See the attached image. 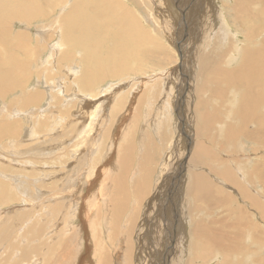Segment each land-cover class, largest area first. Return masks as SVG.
Returning <instances> with one entry per match:
<instances>
[{
  "label": "rangeland",
  "instance_id": "1",
  "mask_svg": "<svg viewBox=\"0 0 264 264\" xmlns=\"http://www.w3.org/2000/svg\"><path fill=\"white\" fill-rule=\"evenodd\" d=\"M20 1L29 2L27 6L24 7L30 9L28 14H26V9L24 8L19 9L21 12H25L24 14L16 12L15 6L17 4H14V0H0V29L3 25L6 26V32H1L0 34L3 35L4 39L14 36L21 40L29 38L31 48H39L38 50L42 59L39 58V62L35 64L36 60H38V56L34 55L31 57L27 51L15 49L14 52L9 55L1 45L0 50L5 51V54H8L11 58L16 57V61H18V59H30L32 61L30 63V65H32L31 75L28 76V73L26 74L28 78H23L24 88L22 89H29L28 91L32 93L38 91L39 93L41 92L42 95L40 97L41 100H36L31 105L23 104L22 99L15 93L16 91L7 93V96L0 98V115L4 116L9 123L14 121L19 124V130L16 127L17 124L11 129L14 135L13 138L11 137L12 140L4 141L0 138V169L3 168L2 170H4V167L9 168L10 170L7 171V175L15 174V176H17L18 174L16 173H19L22 177L26 173H34V178L31 177V182L33 179L40 180L39 178H42L45 182H50L55 179H60L61 176H63L64 180H61V182L63 181L61 185L63 186L64 182L65 185L63 187H53L52 190L41 189L42 191L39 192L45 195H51L50 193L54 191L57 192V196L53 195V199H51L50 202L42 199L41 205H39L40 203L38 202L39 198L35 195L37 193L36 189H34V191L30 190V193H33V196H30V198H33L32 202H35L33 208L31 201H28V203L31 204L27 205L28 203L26 201H22V196L19 198L18 192L13 189L12 186H8L13 197L8 199L6 203L0 204V227L1 225L10 226L11 232L13 231L12 246H14V250L10 249L8 252L3 253V246H6V243H0V263L5 261L3 264H14L15 262L17 264H47L51 260H57L54 263L57 264L62 262V257L64 256L63 259L66 258V262L69 261L67 264H77L78 258L84 254L83 257L86 256L84 257L85 261L83 264H103L102 258L104 255H110V257H108L110 263L108 261L107 264H125V255L128 253L129 261L127 264H167V262L169 264H185L187 259L188 264H224L221 256L217 255L214 251L213 245L220 246L223 241L222 232L231 231L232 228H230L228 224L222 223V228L220 222H222V220L224 222L226 218L233 217L227 206L235 208L237 203H239L238 205L242 210H246L247 213L251 215V219L258 227L257 232H264V223L261 222L262 219L258 216L257 211H255L253 207L246 205V200L243 199V201L239 195L238 197L241 200L234 196L237 190L233 184L227 183L229 186H221L219 182L214 183L215 181H213V179L211 180L209 175L212 170L205 171L207 170L206 168H209L207 166H201L202 168L196 166L191 168V170L192 172L196 171L198 173H203L206 178L208 174L209 177L207 180L213 181L212 183L209 182V184L213 185L214 195L223 197L225 194L224 196L227 197V203L229 205L226 203L225 206L222 205L223 207L219 208L218 206L214 207V204H206L208 206L206 207L204 204H200L198 201L192 200L185 195L190 192H193L195 196L197 194V190L193 189V185L189 183L187 178V175L190 174V171H187V163L189 162V160H187L189 155L186 153L188 148L187 143H192L193 140H195V142L192 143L193 145L195 143L204 144L201 140L202 136L198 134L193 138L190 136L192 135L190 133H193L194 130V128H190L194 127L190 120L192 119L191 115L193 112L190 111L191 107L188 106L191 105V103L187 102L191 101L192 96L195 97V94L200 93L202 90V85L200 83V74L202 70H206V75L210 74L211 70V66L203 59L201 48L197 45V47L193 49V45L196 43H193L196 41V36L195 38L192 37L191 33H197L196 31L199 30L195 18L205 19V23L207 22V24L212 25L215 27L214 29L217 27L222 30L229 29V31L235 32L237 35V40H235V42L238 44L235 46L234 50L227 55L229 60L226 61V64L224 63L226 68L234 66V64L238 62L235 57L244 38L242 36L243 34H241V30L236 27V29H234L233 26L229 25L231 28H224L226 22L229 24V20L224 16V13H226L224 11H228V6H232L230 3L231 0H218L219 2L216 0V5L214 6L213 4V7L217 8L218 13L215 16H219V18L208 14V9L203 6L200 10L204 12L203 14H199L200 11L198 14H192L189 6L192 5V0H120L122 4L130 10V17L128 19L124 18V24L131 29L140 27L149 39L142 42L139 38L140 42L137 45H129L128 49L132 50L136 48L140 50L142 46H146L151 48L152 52L156 53L157 57L154 59L155 55L148 54V56L144 58L142 56L141 60L137 61V63L132 62L133 60H129L127 77L124 75V79L126 80H120L121 77L117 76L107 78L103 81L97 97L102 99L104 95L108 94L109 100H104L103 103L101 102L103 107L98 108L100 115L96 111L93 116H89L90 110L96 105L88 104L84 101V98H91V96H87L89 91L85 93L77 92L72 87V84L70 90L68 89L71 81L76 78V75H79L81 67L79 55L76 54L73 62L69 66L62 65L58 60L63 53L66 55V44L69 47L68 53L74 54L75 41L67 43V41L64 42L62 40V33L65 32V30L60 24L62 22L61 18L69 13L70 8L77 0H53L57 7L45 9V11L40 10L41 7L46 8L41 0ZM258 1L259 0L254 2L252 5L254 7L251 6L249 20L247 19L248 17H241L237 25H246L243 27V29H246L251 23H256V26L262 24L264 21L262 19V14L258 13L260 8L255 5L260 3V1ZM203 4L205 5L204 2ZM48 10H50V12ZM110 13L111 10L109 13L105 14V17L107 18ZM98 14L99 13L94 12L92 16ZM222 16L225 17V22ZM185 17L189 22V36L187 38H181L182 29H184L185 35ZM121 18L120 15L108 17L111 24L116 29L122 24ZM260 18L261 21L258 20ZM216 21H218L219 27L216 25ZM209 31H213V29ZM89 35L93 39H96L97 30L92 29ZM262 36H264V31H262ZM53 51L60 52V54L55 55ZM29 52L35 54L33 53L34 49ZM51 52L54 57L47 56ZM180 53L184 58H181ZM105 55L106 52H99V56L102 58L105 57ZM7 75L11 78L9 73ZM183 75L187 77L189 75L190 80V75H192L195 80L192 84L190 83L189 95H186L188 85ZM128 78L130 79L128 80ZM135 79H138V86H136L137 82ZM140 81H143V83L140 84ZM37 82L38 85H35ZM48 84H50V87ZM225 84L226 83L222 82L221 86L224 87ZM191 86H193L192 91ZM230 88L232 89V87ZM261 88L264 89V77H262V84L259 89ZM119 90H121V94H123V102L127 101L129 103L126 102V106H123V109L118 113L114 111V120H112V116V121L108 126L110 121H106V115L109 114V109L113 105L115 95H117ZM226 91L228 99L232 100L230 97L233 96L235 90ZM64 102H66V104L69 103V105L64 104ZM221 103L229 108L233 107V105L231 104L232 106H230L228 102ZM50 104L53 106L50 107L52 111L50 110L49 114H46L45 110L48 109L47 107H49ZM62 104L66 107L62 106ZM220 106L219 103L218 107ZM58 108L64 112L57 110ZM58 112L63 113V116L61 114L59 117L58 114H56ZM38 113H40L41 119L44 120L45 123L47 122L50 128L49 130L43 131L41 127L38 129L39 123H36V119H40ZM109 116L111 115L109 114ZM55 121L58 122V124H54ZM60 121L61 123H59ZM234 121L236 122V120ZM2 122L4 123L6 120ZM216 124H214V126ZM102 125L103 129H105V126L109 127L108 138L95 144L89 138L101 134L102 131L99 129ZM3 126L6 127L7 125ZM84 127H88V131L90 129L88 133L90 136L85 139L86 141L84 138L87 135L82 139L79 137L81 142L77 145L76 151H69V153L68 149H66L69 145V141L74 139V137L77 138L76 133L78 134ZM70 129L74 130V136H68V134H70L68 130ZM183 130L186 133H184ZM195 133L196 131L193 135H196ZM38 135H41V137L39 138ZM0 136L4 137L3 132ZM217 138L218 140L215 143H208L207 145L218 161L229 164V166H233L236 162L240 161V164L243 166L242 168H248L250 170L251 165L248 166V163L251 158L253 160L260 156L264 157V148L260 147V143L258 142L251 141V147L256 148V150L251 149L250 152H247L244 148L248 146L247 143L249 144V141H247L245 137H239L234 144L228 142L229 144H227V146L219 136H217ZM99 146L101 147V151L98 150ZM35 148H37V151L33 150L35 153L31 152L32 149ZM237 148L238 150H236ZM30 149V153L33 154L30 155L28 152L31 161L35 162L37 160V164L38 161H47L45 166L39 167V171L36 170L35 164H25V159H27L26 156L28 154L27 151ZM84 149L91 152L93 155H95L97 151V157H99V160L102 159L100 165L108 163L107 168H105L106 174H104L103 177L109 175L110 180L108 186L102 188L104 190L103 192L101 188H89L88 180L86 181L82 174L76 173L84 162H86L84 158L85 155H80L84 152ZM40 152L44 156L48 155V157H42V159L38 160ZM49 155L51 156L49 157ZM68 156L70 159H67ZM108 158H110L109 161ZM126 158H128V164L125 165V167L122 166L121 162ZM64 159H66V161L61 162ZM224 159L225 161H223ZM261 159L264 161L262 157ZM75 160L77 161L76 168H74L76 163ZM246 160H248V162ZM245 164L246 166H244ZM126 168L127 171L125 172L124 169ZM73 169H75V172H72ZM94 169H92L93 173ZM2 170L0 171V176H6L4 175L5 173H2ZM90 173H92L91 169L89 174ZM120 173L122 174L120 175ZM133 173H135V175ZM214 173L215 172L211 173L213 177L218 176V174L215 173V175ZM117 174H119L120 177H117L119 176ZM90 175H88L89 179H91ZM21 176L15 177L14 179L19 181ZM121 176L124 177L122 180V191L118 192L121 199H117V202L121 203L120 211L118 212L117 208L112 209V205L109 201L104 202L99 200L96 205L97 208L95 207L94 209L95 212L93 211V213H91L90 209H88L84 213V216H86L84 219L87 222L84 223L83 226L82 219L78 215L82 212V204L85 209L89 207L90 203H88V201L93 195L91 190L92 192L96 189L98 190V194L96 195L97 201L102 195L105 196V193L107 195L113 191L115 187L113 183L118 180L120 181ZM79 177L83 180H78ZM111 178L115 179L112 180ZM1 181L6 183L8 179L3 180L0 178V182ZM75 182L79 184L74 185ZM247 185L246 187L252 191L257 189V192H264V186L262 189L261 184L258 182L255 183L254 181L251 184L247 183ZM230 186L232 188H230ZM228 190H230V192ZM256 191L254 192L257 193ZM138 192L141 194L139 195ZM71 193L73 194L71 195ZM261 194L264 196V193ZM230 195L231 197L229 198ZM15 198L18 199L15 200ZM61 198L63 199L61 200ZM53 200L56 202H53ZM192 202L194 203L191 205ZM53 205H56L57 208L51 212L52 215L48 214V216L45 214L47 212L45 209ZM106 205L107 208L105 207ZM187 207H190V210L187 211ZM111 211L113 214L112 216ZM88 212L91 214V219H94L95 223L92 222L91 219L90 222ZM29 215L34 218H30ZM114 217L116 220H111ZM5 219H8L7 225L3 224ZM201 219L203 220L201 221ZM198 222H202L200 226H198ZM44 227L47 232L50 231L49 236H46V240L48 237L49 243L47 244L44 238L40 239L41 234L39 233L40 237H37L35 240L32 239L31 243L28 242L29 248L34 247L31 248V251L26 252L22 247L23 244H19L21 242V240L18 239L20 234L26 231L28 232L26 234L27 237L29 232L32 233L31 231L34 228L36 231L31 236L33 238L37 231L40 232V229L42 230L41 232H43ZM228 228L230 229L227 230ZM20 230L22 231L20 232ZM84 232H86V234H84ZM176 232H178L180 242L178 240L176 242ZM39 234L37 232V236H39ZM83 235L85 240L83 239ZM190 237L192 238L191 241L189 240ZM38 239L42 240V244L44 245H52L48 253L46 249H41L42 245L37 242ZM15 242H17V244ZM241 242L248 243L247 240H242ZM85 244L89 246V252L85 251ZM60 245H67L64 253H61L62 248H59ZM70 250L71 253L69 252ZM172 250L173 256L170 252ZM209 250L215 253L214 260L207 258V251ZM67 255H69V257H67ZM4 257H6V260H4ZM201 257H203L202 260ZM31 258L34 259L31 260ZM167 259L169 260L167 261Z\"/></svg>",
  "mask_w": 264,
  "mask_h": 264
},
{
  "label": "bare ground",
  "instance_id": "2",
  "mask_svg": "<svg viewBox=\"0 0 264 264\" xmlns=\"http://www.w3.org/2000/svg\"><path fill=\"white\" fill-rule=\"evenodd\" d=\"M41 1L46 6V8L45 7L40 8V10H42V11H45V9H52V8L57 7V5L54 3L53 0H41ZM226 1H228V0H226ZM255 1H257V0H231L230 3L232 4V6H230V7L228 6V11L227 10L224 11V12H226V13H224V16L229 20V24H227V22H226V24L223 23L224 28L230 27L229 25L233 26L234 29L237 28V29L241 30V34H243L242 36L244 38L242 40V43L240 42L241 46L239 47V50L237 51V54L235 57V59H237L238 62L236 64H234V66H232L231 68H229V67L226 68L225 64H226V61L229 60V58H227V55L230 52H232L234 50L235 46H237V44H238L235 42V40H237L236 33L229 31V29L222 30V29L217 28V27H216V29H214L215 27H213L210 24H207V22L205 23V19H202V18L196 19L195 18L197 25H198L197 28L199 30L196 31L197 33H194V34L191 33L192 37L195 38V36H196V41L193 42V43H195V42L196 43H195V45L192 44L193 49H195V47H197V45L201 48V50L203 52V59L206 63H208L211 66V72H210V74H208L206 76V74H207L206 70H202V72L200 74V83L203 84L201 94H204V99L203 100L202 99H194L192 104L188 105L191 107L190 111L193 112V114L191 115L192 119H190V120L192 121V124L194 125V127H190V128H194V130L196 131V133H195L196 135H193V133L195 131L192 129L193 133H190V134H192L190 136H192V138L194 136L196 137L197 134L202 136L201 140H202V142H204V144L195 143L193 145L192 143H194L195 140H193L192 143H189V144L187 143L188 148H187L186 153H188V155H189V157H187L188 158L187 160H189V162L187 163L188 164V170L187 171L188 172L190 171V174L187 175V178L189 180V183L191 185H193V189L197 190V194L195 196V194L193 192H190V193L185 194V195L188 198H191L192 200L198 201L200 204L201 203L204 204L206 207H208L206 204H208V205L214 204V207L218 206L219 208H222L227 203V197L224 196L225 194L223 195V197L222 196L220 197L219 195L215 196L213 193V185H210L209 182L210 183H212L213 181H215L214 183L219 182L220 183L219 185H221V186L222 185H224V186L228 185L229 186V184H227V183H231V184H233V186L237 190V192L234 196H236V198H237L239 195V197L242 200L245 199L246 205L253 207L254 210L257 211L258 216L262 219V221L261 220L260 221L262 223H264V196H263V194H261L264 192L263 191L257 192L256 191L257 189H254V188H253L254 190L252 191L248 187H246V186H248L247 183L251 184L252 182L255 181V183L256 182L260 183L262 186V189H263V186H264V161L261 159V157L263 159H264V157L260 156L259 158H254L253 160L251 158V160L248 163L249 164L248 166L251 165L250 170L248 168H246V169L242 168L243 166H242V164H240V161L236 162L233 166H229V164H226L222 161H218L217 158H215L214 154L210 151V149H209L210 147L207 145L208 143H215L218 140L217 136H219V138L224 142V144L226 143V146H227V144H229L228 142H230L231 144H234L236 142V139L238 140V138L242 136V137H245V139H247V141H249V144L245 141L248 145L246 148H244L245 151L250 152L251 149L256 150V148L251 147V141L260 143L259 146L264 148V89L263 88L259 89L261 87V84H262V77H264V36H262V31H264V21L262 22V24L260 23L261 25L258 24V26L255 25L256 23H253V24L251 23L248 25V27L246 29L245 28L243 29V27L246 25H244V26L237 25V24H239L238 21L241 17H244V16L246 18L248 17L247 19L249 20L250 9L252 7H254L252 5L254 4ZM259 1H260V3L255 4V5L258 8H260V11L258 12V10H257V12L259 14H262V19L264 20V0H259ZM191 2H192V5H189V6H190V10H191L192 14H198V12L203 7H206L208 9L207 10L208 14H210L212 16H215L216 14H218L217 8L215 7L216 8L215 9L213 7V4H214V6L216 5L215 4L216 0H206V1H204V0H196V1L192 0ZM203 2L205 3V5L203 4ZM217 2H219V1L217 0ZM28 3L29 2L14 0V4H17L15 6V9H16L15 11L18 13H22V14H24L26 12V14H28L30 9L24 8L25 6H27ZM222 4H223V2H222ZM110 5H111V7H110ZM21 8L26 9V11L21 12L19 10ZM73 10H74V12H73ZM110 10H111V13L108 15V17H112L115 15H120L122 17L121 18L122 24L117 29L113 27V25L111 24V21L108 19V17L107 18L105 17V14L109 13ZM190 10H189V12H190ZM48 11L50 12V10H48ZM94 12L99 13V14L92 16V14ZM203 13L204 12H201V11L199 12V14H203ZM254 15H257V14H254ZM224 16H222L223 21L226 20V19H224L225 18ZM129 17H130V10L124 4H122V2L120 0H77V2L70 8L69 13H67L64 17L61 18L62 22L60 25L63 26L64 30H65V32L62 33V40L64 42L67 41V43H71V42L75 41V43H74V54L68 53L69 47L66 44V52H65L66 55H64V53H63L59 57L58 60H59V62L62 63V65L64 64L66 66H69L73 62V59L76 56V54L79 55V59L81 61V67H80L79 75H76V78L71 81L68 89L70 90L71 84H72V87L77 92L85 93V92L89 91L87 96H91V98H88V99L84 98V101H86V103H88V104L96 105V106H93V109L90 110L91 112H90L89 116L95 115L96 111L100 115V113L98 112V108L103 107V104H101V102L103 103L104 100H107V101L109 100L108 94H106L107 96L104 95L102 97V99H99L100 97H97L98 93L100 92V87H101V84L103 83V81H105L107 78H113V77H117V76L121 77L120 80H126V79H124L125 78L124 75H126V77H127V74L129 71V66H128L129 60L130 61L133 60L132 62L137 63V61L141 60L142 56L144 58V57L148 56V54L155 55L154 59H156V57H157L156 53L152 52L151 48H148L146 46H142L140 48V50L136 49V48L132 49V50L128 49L129 45H137L140 42V39L142 42L149 40L148 36L143 32V29H141L140 27H135V28L131 29V28H128L124 24V22H123L124 18L128 19ZM215 17L219 18V16H215ZM104 18H105V20H104ZM243 19H245V18H243ZM187 20L188 19L185 17V19H184V22L186 24L185 35H184V29H182L183 34L181 35V38L182 37L187 38L189 36V33H188L189 32V30H188L189 29V27H188L189 22ZM258 20L261 21V18ZM241 22H242V20H241ZM216 25L219 27L218 21H216ZM182 27H183V24H182ZM92 29L97 30L96 39H93L89 35V33ZM211 29H213V31H209ZM72 30H73V32H72ZM1 32H6V26L5 25H3V27L0 29V33ZM0 40H1L0 45L5 48V50L7 51V53L9 55H11L15 49H19L22 51H27V53L31 57L34 55L38 56V60H36L35 64H37L39 62V58L42 59V57H40V53L38 50L39 48H36V47L31 48V46L29 44V38L21 40L20 38L14 36L11 38L4 39L3 35L0 34ZM193 40H195V39H193ZM32 49H34L33 53H35V54H31L29 52ZM99 52H106L105 57L102 58L101 56H99ZM61 53H62V51H61ZM53 54L59 55L60 52L53 51ZM53 54L51 52L47 56L48 57L49 56L54 57ZM7 55L5 54V51L0 50V98H3V96L4 97L7 96V93H11L12 91L13 92L16 91L15 93H17L18 97L22 99L23 104L31 105L36 100H39L41 95H42V93L40 92L41 93L40 94L38 91L32 93V92L28 91L29 89H22V88H24V85H23L24 79L23 78H25V77L28 78V76L31 75L32 65H30V63L32 61L30 59H25V60L18 59V61H16L15 60L16 57L11 58V57H9V55L8 56ZM181 58H184V57H182V54H181ZM129 65H133V64H129ZM37 66H39V65H37ZM43 67H44V65H43ZM22 70L24 73L22 72ZM8 73H9V75H11V78L8 77V75H7ZM34 73H36V72H34ZM26 74H28V76H26ZM43 74H44V72H43ZM190 76H191V80H190L189 75H188V77L183 75V77L185 78V81L187 82V85H188V91L186 92V95L187 94L189 95L190 83L192 84V82L195 81L194 77L192 75H190ZM129 79L130 78H128V80ZM43 80H45V79H43ZM135 81L137 82L138 79H135ZM143 81H140V84H142ZM222 82L226 83L225 84L226 86L225 85H224V87L221 86ZM35 85H38V82ZM48 85L50 87V84H48ZM136 86H138V82H137ZM230 87H232V89ZM128 88H130V87H128ZM192 88H193V86H191V91H192ZM124 90H125V88H124ZM226 90H228V91L235 90V92H233V96L230 97V98H232V100L228 99V97L226 95V93H227ZM131 92H132V90H131ZM121 93H122L121 90H119L117 95L114 94L115 100H114V102L112 101L113 105L109 109L110 110L109 114L111 116H109V114L106 115V121H110L108 123V126L111 123V121L114 120V116H115L114 111H116L118 113L120 110L123 109V106L124 107L126 106L127 101L123 102V100H122L123 94H121ZM60 95H62V94H60ZM129 95H130V93H129ZM60 100H62V99H60ZM183 100H184V98H183ZM5 101H6V99H5ZM58 102H59V100H58ZM221 102H225V103L228 102L230 104V106L233 105V107H230L231 108L230 109L229 107L222 104ZM127 103H129V102H127ZM219 103L221 105L220 107H218ZM64 104H66V102H64ZM64 104H62V106H65ZM66 105H69V103H67ZM51 106L52 105L50 104L49 107H47L48 109L45 110L46 114L47 113L49 114L50 110L52 111V108L50 109ZM59 106H60V104H59ZM182 107H183V105H182ZM104 109H105V106H104ZM57 110H59V108ZM59 111H63V110H59ZM40 113H38L40 116V119L39 118L36 119V123H39L38 129L41 127L43 131L49 130L50 128L47 125V122L45 123L44 120L41 119ZM86 113H88V112H86ZM38 114H37V116H38ZM56 114H58L59 117L61 116V114L63 116V113H60V112H58ZM21 115H23V114H21ZM112 116H113V119H112ZM43 117H45V116H43ZM61 119H62V117H61ZM4 120H6V122L3 123L2 121H4ZM226 120H231V122H228ZM234 120H236V122ZM134 121H135V119H134ZM59 123H61V121ZM16 124H17V122H14V121L9 123L8 120L4 116L0 115V135L2 132L4 135V137L0 136V138L4 141L10 140L11 137L13 138L14 135H13L11 129ZM54 124H58V122L55 121ZM214 124H216V125L214 126ZM3 125H7V126L4 127ZM18 125L19 124L16 125L17 128H18ZM108 128L109 127L105 126V129H103V125H102L99 129L100 131H102L101 134H97L95 136H92L89 139L92 140L95 144L98 143L99 141L106 140L108 138V135H109L108 134ZM18 130H19V128H18ZM68 131L70 132V134H68L69 137L74 136L73 135V131H74L73 129H70ZM89 131H90V129H89ZM89 131H88V127H84L81 129V131L78 134L76 133L77 138L74 137V139H71L69 141V145L66 147V149H68V152L69 151L75 152L77 149V145L81 142V140H79V137H81V139H82L84 136L87 135L84 138V140L87 139V137L90 136V135H88ZM109 132H110V129H109ZM183 132H184V130H183ZM184 133H186V132H184ZM187 135H189V134H187ZM38 137L40 138L41 135H38ZM77 140H79V141H77ZM189 140L192 141L191 139H189ZM220 142H218V143H220ZM223 142H221V143H223ZM218 145H220V144H218ZM87 147H88V145H87ZM228 147H229V145H228ZM85 149H84V152L80 155L81 156L85 155L84 158H85L86 162H84L82 167H80L76 173L82 174L84 176V179L86 181L88 180L87 182H88L89 188H91V187H95L97 189L101 188V191L103 192L104 190L102 188H106V186H108L109 180H110L109 175L103 177L104 174H106L105 168H107L108 163H103L102 165H100L102 159L99 160V157H97V155H98L97 151H96L95 155H93L91 152H89ZM33 150L37 151V148L32 149V151L30 149L27 151V153L28 152L30 153V151L33 152ZM98 150L101 151L100 146L98 147ZM236 150H238V148ZM29 153L26 156L27 159H25V164H29V165L35 164L36 170H38V171L40 170V168H39L40 166H45V163L47 161L46 162H43V161L39 162L38 161V164H37V162H36L37 160L35 161L36 163L34 161L30 160V155H33V154L30 153V155H29ZM33 153H35V152H33ZM99 154H101V153H99ZM184 154H185V150H184ZM216 154H218V153H216ZM50 156L51 155H49V157ZM38 157H39L38 160H40V159H42V157H48V155L44 156L40 152ZM233 157H234V155H233ZM67 159H70V157L68 156ZM104 159H106V158H104ZM109 160H110V158H108V161ZM65 161H66V159L62 160L61 162H65ZM223 161H225V159ZM246 161L248 162V160H246ZM75 162H76L75 167L73 166L74 168L77 167L76 166L77 161L75 160ZM121 164H122V166L127 165L128 164V158L123 159ZM196 166H200V168H202L201 166H207L209 168H206L207 170H205V171H208V170L211 171L212 170V172H215L216 174H218V176L213 177V174H211L212 172H210V174H209L210 178H211V180L213 179V181L211 182V180H207V178L209 177L207 173H206L207 174V178H206V176L203 175V173H198L196 171L192 172L191 168H194ZM244 166H246V164ZM1 167H4V166H1ZM127 168L124 169L125 172L127 171ZM2 169H0V171ZM90 169H91L92 173H93L92 169H94L95 175H94V173L93 174L90 173L91 175L89 174ZM9 170H10L9 168L4 167V170H2V173L3 174L5 173L4 175H6V176H3V177L0 176V178L3 180L8 179V182H6V183L4 181L0 182V204L6 203L8 201V199H11L13 197V195L10 193L8 186H12V188L18 192V197L20 198L22 196V201H26L27 203H28V201L32 202V199H33V198H30V196H33L32 195L33 193L31 194L30 190L34 191V189H36L37 193L35 195L37 198H39L38 202L40 203L39 205H41L42 201H43L42 199H44L45 201L48 200L50 202L51 199H53V195L57 196V192L54 190H53L54 191L53 193L52 192L50 193L51 195H45L44 193L42 194L41 192H39V191H42L41 189L52 190L53 187H57V186L63 187L65 185V182H64L63 186L61 185V183H63V181L61 182V180H64L63 176H61L60 179H55V180H52L50 182L49 181L45 182L42 178H39L40 180H34L33 179L31 182V179L34 178L33 177L34 173L29 172V173L24 174L22 177L19 173H16V172H12V173L18 174L17 176H15V174L7 175V171H9ZM201 171H202V169H201ZM72 172H75V169H73ZM121 174L122 173H120V175ZM133 174L135 175V173H133ZM88 175H90L91 179H89ZM117 175H119V174H117ZM120 175L117 177H120ZM20 176H21V178L19 179V181L14 179L15 177H20ZM93 177H94V179H93ZM111 179L114 180L115 178H111ZM123 179H124V177L121 176L120 181L118 180L115 183H113V185L115 186L113 188V191L107 195L105 193V196L102 195L101 197H99L97 199V201H96V195L98 194V190L96 189L94 192H92V190H91V193H93V195H92V198H89V201H88V203H90L89 207L87 209H85L83 207V204H82V212L80 213V215H78L82 219V225L83 226H84V223L87 222L84 219V217H86V216H84V213L88 209H90L91 213H93V211H94L99 200L104 201V202L109 201V203L112 205L111 206L112 209L117 208L118 212L120 211L121 203H118L117 199H121V196L119 195L118 192L122 191V186H123L122 180ZM78 180L82 181L83 179L79 177ZM96 183L98 184V187H97ZM78 184H77V182L74 183V185H78ZM261 186H260V188H261ZM216 188H218V187H216ZM230 188H232V187L230 186ZM142 189H144V188H142ZM228 191L230 192V190H228ZM254 191H256L257 193H255ZM140 192H138L139 195L141 194ZM72 194L73 193H71V195ZM36 197H35V199H36ZM40 197H42V198H40ZM230 197H231V195L229 196V198ZM16 199H18V198H15V200ZM62 199L63 198H61V200ZM12 200H14V199H12ZM12 200H10V201H12ZM136 200H137V198H136ZM53 202H56V201L53 200ZM34 203L35 202L33 201L32 202V208H33ZM193 203L194 202H192L191 205ZM29 204H31V203H28L27 205H29ZM238 204L239 203L236 204L235 208H232L231 206H227L233 217L232 218H226L224 222L222 220V222H220V225L223 228L222 223H224L226 225L228 224V226L232 229H231V231H227V232L221 231L223 233L222 244L220 246H216L214 244L213 249L217 255L221 256L222 262L224 264H264V232H257L258 227L253 222V220L251 219V215H249L246 210H245L246 212L244 210H242V208ZM227 205H229V204L227 203ZM105 207L107 208V205ZM55 208H57L56 205L49 206L48 209L47 208L45 209V210H47V212L46 213L44 212V213L47 215L48 214L52 215L51 212L53 210H55ZM188 210H190V207H187V211ZM112 215L113 214L111 211V216ZM183 215H185V214H183ZM29 216H30V218L33 217L31 215H29ZM88 218H89V220L91 219V214L89 212H88ZM221 218H223V217H221ZM7 220L5 219V221L3 223L4 225H7ZM91 220H92V222L95 223L94 219H91ZM91 220H90V222H91ZM111 220H116V219L114 217ZM202 220L203 219H201V221ZM197 221H199V220H197ZM201 223L202 222H198V224H199L198 226H200ZM40 226H38V227H40ZM42 226H43V224H42ZM38 227H37V229H38ZM26 228H24V229H26ZM230 228H228L227 230H229ZM261 228H262V225H261ZM43 230H44L43 232H41L42 231L41 229H40V232L39 231H37V232H38V234L39 233L41 234L40 239L44 238L48 244L49 240H48V237L46 240V236H49L50 231L47 232L45 230V227L43 228ZM21 231L22 230H20V232ZM35 231H36V229L33 228V230L31 231L32 233L29 232V234H28L29 237L28 236L26 237V234L28 232L24 231V233L23 234L21 233L20 237L18 238L19 240H21V242L19 244L20 245L23 244L22 247L24 248V250L26 252L31 251V248L34 247L33 245H31L33 247L29 248L28 242L31 243L32 239L35 240L37 237H40V234H39V236H37V232L35 233V236H34L35 238L31 237ZM12 232L10 230V226L8 227V226L1 225V227H0V243L1 244L6 243V246H3V248H4V250H2L3 253L8 252L10 249L14 248V246H12V243H13ZM84 234H86V232H84ZM175 235H176L175 238H176V242H177V240L179 241L178 232H176ZM175 238H173V239H175ZM40 239H38L37 242H39L42 245V247H44V248L41 247V249H46V251L48 253V251L52 248V245L51 246H48L47 244L44 245V244H42L43 241ZM83 239H84V235H83ZM241 239L247 240L248 243H245V242L242 243ZM14 240H15V237H14ZM15 243L17 244V242H15ZM1 244H0V246H1ZM97 245H98V242H97ZM84 246H85V251L89 252V246H87V244H85ZM60 247L62 248L61 253H64V250L67 248V245L66 246L60 245L59 248ZM57 251H59V250H57ZM69 252L71 253V250ZM69 252H68V254H69ZM170 252L173 256V250ZM127 254L125 255V258H126L125 264H127L129 261V257ZM83 255L84 254H82V256H80L78 258V263L76 262L77 264H83L84 263V261H85L84 257L86 255L84 257H83ZM63 257H62V262L57 263V264H65V263L67 264V262H69V261L66 262L67 259L66 258L63 259ZM67 257H69V255H67ZM108 257H110V255L109 256H107V255L103 256V258H102L103 264H107L108 261L110 263V259ZM214 257H215V253L213 251H210V250L207 251V258L208 259L214 260ZM0 258H1V256H0ZM5 258L6 257H4V260H6ZM32 259H34V258H31V260ZM81 259H82V261H81ZM202 259H203V257H201V260ZM168 260L169 259H167V261ZM199 260H200V258H199ZM55 261H57V260H51L47 264H54ZM1 263L3 264V263H5V261H3ZM14 264H17V263L15 262ZM167 264H169V263L167 262ZM185 264H188V259L185 261Z\"/></svg>",
  "mask_w": 264,
  "mask_h": 264
},
{
  "label": "crops",
  "instance_id": "3",
  "mask_svg": "<svg viewBox=\"0 0 264 264\" xmlns=\"http://www.w3.org/2000/svg\"><path fill=\"white\" fill-rule=\"evenodd\" d=\"M181 34H183V33H181ZM210 72H211V70H210ZM207 76V75H206ZM202 86H203V84H201ZM194 99H204V96H203V94H201V92L200 93H197V94H195V97H193L192 96V99H191V101H188L187 103H191L192 104V102H193V100ZM226 121H228V122H231V120H226ZM231 124V123H230ZM148 174V173H147ZM190 241L192 240V238L190 237V239H189Z\"/></svg>",
  "mask_w": 264,
  "mask_h": 264
}]
</instances>
